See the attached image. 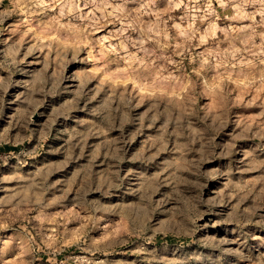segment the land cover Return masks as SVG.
I'll return each instance as SVG.
<instances>
[{
  "label": "rangeland",
  "instance_id": "obj_1",
  "mask_svg": "<svg viewBox=\"0 0 264 264\" xmlns=\"http://www.w3.org/2000/svg\"><path fill=\"white\" fill-rule=\"evenodd\" d=\"M0 264H264V0H0Z\"/></svg>",
  "mask_w": 264,
  "mask_h": 264
}]
</instances>
